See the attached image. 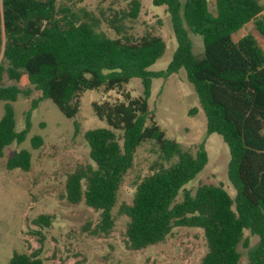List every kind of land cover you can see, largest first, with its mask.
Instances as JSON below:
<instances>
[{"label":"trees","instance_id":"16d2710c","mask_svg":"<svg viewBox=\"0 0 264 264\" xmlns=\"http://www.w3.org/2000/svg\"><path fill=\"white\" fill-rule=\"evenodd\" d=\"M153 4L166 6L177 41L171 62L160 72L149 70L166 50L159 35L148 32L133 38L111 21L118 36L110 37L90 11L79 14L58 7L57 0H2L0 81L7 76L15 84H0L4 105L0 157L6 147L26 141L39 100H51L66 118L74 119L84 92L102 89L107 96L113 92L114 98L92 103L107 127L85 132L92 163L78 165L67 176L65 199L100 212L98 228L109 233L121 183L138 149L152 143L165 161L176 160L152 167L137 183L132 203L120 206L119 213L128 217L126 246L142 250L165 242L175 228H195L202 230L207 244L200 264H241L239 246L248 247L249 230L260 243L249 251L246 264H264V53L251 34L232 40L248 23L264 38V5L258 0H185L183 5L179 0H153ZM140 9L141 0H131L123 18L136 19ZM190 33L203 38L202 56L193 53ZM181 69L195 88L208 134L221 135L229 148L234 198L221 185L203 184L195 193L185 188L206 166L207 151L201 144L194 154L169 139L150 109L152 80ZM23 76L31 88L17 85ZM132 78L141 80L142 95L133 96L126 89ZM33 91L41 96L32 101L25 126L18 131L14 103ZM74 126L78 129L79 124L75 121ZM42 142L40 136L31 138L33 149ZM31 166L32 153L25 148L6 161L8 170L29 171ZM51 220L41 215L33 223L45 228ZM40 254L14 252L8 264H45Z\"/></svg>","mask_w":264,"mask_h":264},{"label":"rangeland","instance_id":"374dc122","mask_svg":"<svg viewBox=\"0 0 264 264\" xmlns=\"http://www.w3.org/2000/svg\"><path fill=\"white\" fill-rule=\"evenodd\" d=\"M264 5V0H258ZM131 0H57L58 7H68L76 13L82 10L92 12L100 20V29L110 37H117L111 28L123 26L122 34L139 38L150 32L159 35L166 43L163 56L150 71L166 70L177 49L171 16L166 6H155L153 0H141V9L136 19L123 18L130 10ZM183 5L185 0H179ZM209 9L215 12L212 1ZM253 35L264 53V38L252 23L246 24L232 36L237 42L243 36ZM193 53L202 56L203 38L189 34ZM1 58V55H0ZM2 85L15 82L4 76ZM17 85L31 88L27 76ZM126 89L133 96L143 94L142 82L132 78ZM41 94L33 91L29 97L20 96L14 103L17 130L25 126V114L31 109L32 101ZM108 96L115 97L112 92ZM102 89L87 90L80 99L79 111L74 119L66 118L49 99L39 100L32 111V128L25 142L13 143L6 147L0 157V264H8L14 252L33 253L41 251L45 264H200L207 251L202 230L195 228H175L165 242L142 250H131L125 244L128 217L119 213L123 203L131 204L137 183L148 175L157 164L168 165L163 155L152 143L143 144L137 151L133 167L124 177L118 195V202L112 210L114 226L109 233L99 230L100 212L89 208L84 202L71 204L65 199L67 176L80 164L92 163L85 132L93 128L107 127L94 113L92 103L108 97ZM150 109L158 124L169 139L178 142L184 150L196 153L203 144L208 162L203 170L185 188L192 193L203 184L221 185L234 198L236 190L228 178L230 153L221 135L208 134L207 119L200 107L195 88L187 78L186 71L167 78L152 80ZM195 109V111H194ZM4 105L0 103V118ZM79 124L75 128L74 122ZM40 136L42 145L33 149L31 138ZM28 149L32 153L29 171L8 170L6 161L15 151ZM183 197L180 192L178 200ZM41 215L52 217L51 225L39 228L33 220ZM248 247L239 246L241 264L248 262L249 251H254L260 243L257 235L249 230Z\"/></svg>","mask_w":264,"mask_h":264},{"label":"water","instance_id":"95a60500","mask_svg":"<svg viewBox=\"0 0 264 264\" xmlns=\"http://www.w3.org/2000/svg\"><path fill=\"white\" fill-rule=\"evenodd\" d=\"M0 4L2 5V0H0ZM1 58H2V54H1ZM1 58H0V62H1Z\"/></svg>","mask_w":264,"mask_h":264}]
</instances>
